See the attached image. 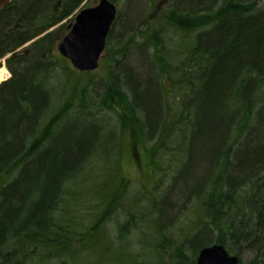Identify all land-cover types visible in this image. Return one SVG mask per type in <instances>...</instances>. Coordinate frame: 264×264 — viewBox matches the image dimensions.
<instances>
[{
  "label": "trees",
  "instance_id": "16d2710c",
  "mask_svg": "<svg viewBox=\"0 0 264 264\" xmlns=\"http://www.w3.org/2000/svg\"><path fill=\"white\" fill-rule=\"evenodd\" d=\"M81 1L62 0L54 23ZM110 1L124 13L102 77L55 51L64 26L7 61L0 264H196L212 244L264 264V0ZM43 2L0 16L2 55L27 41ZM6 13L21 18L7 37ZM131 138L165 184L157 194L125 176Z\"/></svg>",
  "mask_w": 264,
  "mask_h": 264
},
{
  "label": "water",
  "instance_id": "95a60500",
  "mask_svg": "<svg viewBox=\"0 0 264 264\" xmlns=\"http://www.w3.org/2000/svg\"><path fill=\"white\" fill-rule=\"evenodd\" d=\"M8 1L0 0V8ZM116 15L117 8L109 0H99L96 6L80 10L69 32L58 44V52L80 72L95 70ZM196 264H239V261L222 245L212 244L199 250Z\"/></svg>",
  "mask_w": 264,
  "mask_h": 264
},
{
  "label": "rangeland",
  "instance_id": "374dc122",
  "mask_svg": "<svg viewBox=\"0 0 264 264\" xmlns=\"http://www.w3.org/2000/svg\"><path fill=\"white\" fill-rule=\"evenodd\" d=\"M54 2L56 3V2H58V0H55ZM97 2H98V0H84V2H83L81 7L92 6V5L96 4ZM113 4H115V3H113ZM116 6H117V9H118V14H117L118 18H117L116 21L119 22V20L121 19V18L119 19V17H122L123 10H121L120 4H119V6L118 5H116ZM62 8H63L62 5L57 7L55 9L56 10L55 13L57 15L61 14L62 11H60V10H62ZM71 13H74V10H72ZM71 13L68 14V15H71V16L66 15L67 18L65 20H63V23L60 25L62 28H63V26L66 27V25L72 24L74 22V16H73L74 14H71ZM40 22L41 21H39V23ZM57 28H60V27H56L55 29H57ZM55 29H52L51 31H54ZM66 30L64 29L63 33L60 36V39L63 38L67 34V33H65V32H67ZM115 32H117V30ZM115 32H114V35L116 34ZM59 40H57L55 45H54L55 46V48H54L55 50L57 49L56 46L60 43ZM113 52H115V48L114 47L110 48L108 53L103 55V57H101V59L99 61L100 62L99 66L95 70L92 71V72H94V74L99 75L100 77L103 76V72L104 71L101 68L102 62L104 61V59H108L109 57H111V53H113ZM4 59L5 58L1 59V62ZM67 62H68L67 64L71 66L69 60ZM0 70H5V68L2 67V65H0ZM75 71H77V70H75ZM77 72H80V71H77ZM80 73H82V72H80ZM7 77H8V74H6V79H7ZM3 79H4V77L2 79H0V83L6 81V79L4 81H3ZM123 83L125 84V86L127 88H129V86H130L129 85L130 84L129 83V79L127 80V82L124 79ZM124 141H125V143H124L125 147L123 148V145L121 146L122 167H123V171L125 173V176L129 180H131V181H133L135 183V185H136L134 187L135 190L139 189L141 191V189H142L141 187L143 186L144 190L151 189V190H154L153 193H156V194L159 193L160 190L162 191V189L164 188L165 184H161L159 187H158V184H155L156 180L154 179V177L152 176L151 171H150V161H149V158H148V154H147L146 150L142 147L140 140H138L136 138L135 142H133V139L131 138V140L124 139ZM186 172H189V171H186ZM177 184H179V186L183 188V185H182L183 184V173H179V174L176 175V178L173 181V188H176ZM163 198H166V195ZM167 203L168 202L161 204L162 207L166 208L167 207ZM165 213H167V215L165 216L164 222H168L169 219H171L174 216V214H172V213L170 214V213H168L166 211H165ZM118 218L119 217H117V219ZM120 219L121 218H119L118 220H120ZM115 224H116L115 219H112L108 223V227L109 228H113V227H115ZM126 252H127V250H123V253H126ZM241 256H242V261H241L242 263L240 262V264H252V260H253L252 254L241 253ZM125 258H126V260L117 262V264H139L137 260H134L132 258L131 259H127L128 256L126 254H125ZM145 264H146V260H145Z\"/></svg>",
  "mask_w": 264,
  "mask_h": 264
},
{
  "label": "flooded vegetation",
  "instance_id": "af4514ba",
  "mask_svg": "<svg viewBox=\"0 0 264 264\" xmlns=\"http://www.w3.org/2000/svg\"><path fill=\"white\" fill-rule=\"evenodd\" d=\"M55 0H46V2H43L42 4L39 5V10L36 11V14L34 15V19H33V24L35 27L31 28L30 30H27L24 31L21 30L26 36H27V41H25L24 43L18 45V46H15L13 51L11 52H14L12 53V55L8 58L7 57V53H4L3 55L1 54V51H0V65H2V67L5 68V70H7L8 72V78H10L11 76V73L9 71V68H8V60L10 59H14L16 57H19V56H22V55H27L29 53V46L30 44L35 41L39 36H42L48 32H50L52 29H55L56 27L60 26L62 23H63V20H65L67 18V16H65L63 19L62 18H59L58 20V23H54L55 20H56V16H59L55 13V9L59 6L62 5V0H58V2H54ZM67 1V0H66ZM84 0L81 1V3L79 5H77L75 7L74 10V13H71V14H74V20H75V16L79 13L80 10L82 9H85V8H91V7H94L98 4V2L92 6H88V7H81L82 4H83ZM24 3V0H9L3 7L0 8V16H2L3 14H5V12L7 11H11V10H16L18 9V7H20L21 5H23ZM66 5V4H65ZM7 16L9 15V17L11 18L10 21H9V25H5L3 26V36L7 37L9 34H12V33H15V32H18L20 31L21 29V25H20V15L19 14H13V13H6ZM13 14V15H12ZM40 15L42 16V18H40ZM68 16H71V15H68ZM44 18V19H43ZM38 21H41L42 22V30H43V33H39L38 34V26H39V23ZM74 23V22H73ZM72 24H68L66 25V27L64 28L67 32L65 33H68L71 26L73 25ZM64 31V30H63ZM62 31V33H63ZM61 33V34H62ZM64 35V34H63ZM61 36V35H60ZM63 37V36H62ZM60 39V37L58 38V40ZM59 41H62V38L59 40ZM57 48V46H56ZM57 51V49L55 50ZM10 53V52H9ZM58 53V51H57ZM5 58L2 62H1V59Z\"/></svg>",
  "mask_w": 264,
  "mask_h": 264
},
{
  "label": "bare ground",
  "instance_id": "6f19581e",
  "mask_svg": "<svg viewBox=\"0 0 264 264\" xmlns=\"http://www.w3.org/2000/svg\"><path fill=\"white\" fill-rule=\"evenodd\" d=\"M4 77V79H3V81L6 79V71L5 70H0V79H2Z\"/></svg>",
  "mask_w": 264,
  "mask_h": 264
}]
</instances>
